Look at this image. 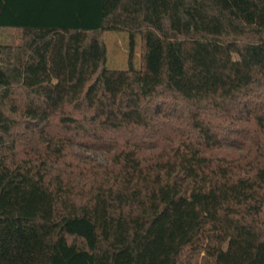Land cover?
<instances>
[{
	"label": "trees",
	"instance_id": "16d2710c",
	"mask_svg": "<svg viewBox=\"0 0 264 264\" xmlns=\"http://www.w3.org/2000/svg\"><path fill=\"white\" fill-rule=\"evenodd\" d=\"M0 31V264H264V0H0Z\"/></svg>",
	"mask_w": 264,
	"mask_h": 264
},
{
	"label": "rangeland",
	"instance_id": "374dc122",
	"mask_svg": "<svg viewBox=\"0 0 264 264\" xmlns=\"http://www.w3.org/2000/svg\"><path fill=\"white\" fill-rule=\"evenodd\" d=\"M4 34L0 31V43L5 41L4 38L6 36ZM104 40L108 49L107 67L109 69H127L129 67L130 53L128 33L125 31H106L104 32ZM133 64L135 68H141L140 40L137 41L134 49Z\"/></svg>",
	"mask_w": 264,
	"mask_h": 264
}]
</instances>
